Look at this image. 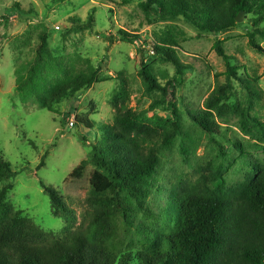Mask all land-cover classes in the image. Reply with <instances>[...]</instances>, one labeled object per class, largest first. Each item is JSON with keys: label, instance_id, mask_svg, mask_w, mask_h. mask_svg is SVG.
Masks as SVG:
<instances>
[{"label": "rangeland", "instance_id": "374dc122", "mask_svg": "<svg viewBox=\"0 0 264 264\" xmlns=\"http://www.w3.org/2000/svg\"><path fill=\"white\" fill-rule=\"evenodd\" d=\"M141 3L142 0H0V154L17 173L7 200L58 237L67 228H79L90 209L88 199L93 196L91 178L95 166L87 164L80 174L74 175L90 156V150L78 138L79 132L88 138V144L98 143L103 128L112 124L117 115L114 102L120 110L143 113L144 130L157 145L161 135L174 132L173 124L178 120L169 103L150 109L161 96L145 91L139 75V47L121 41L120 30L140 36L142 50L149 51L146 64L163 84L175 77L176 68L160 60L154 53V44L163 40L176 42L180 59L192 67L172 100L178 107L182 131L170 147L160 150V165L149 183L150 191L144 194L149 196L146 202L151 209L164 205L171 194H229L238 187L249 186L264 170V144L243 133L238 111L226 107L222 111L211 110L213 120L225 130L226 138L216 136L224 154L193 125L188 115L206 110L207 101L226 84V64L213 48L219 38L225 41L224 47L235 58L233 64L240 67V73L247 69L257 79L262 98L251 114L264 123V55L249 45L248 33L255 28L251 17L244 14L236 30L217 36L199 33L184 18L150 22ZM44 34L48 35L50 63L31 89L21 90ZM257 42L264 46L263 39L258 38ZM91 66L100 67L98 82L78 100L54 106L56 113L39 104L37 98L68 72L88 70ZM234 86L235 97L227 104L244 108L247 92L237 81ZM85 118L93 122V129L79 121ZM72 119L74 128L69 126ZM240 146L250 156H241ZM46 152V165L37 171ZM41 181L58 189L64 205L74 213L73 220L54 216ZM131 202L137 213L135 222L141 225L145 218L140 201ZM150 220L145 221L148 229L144 228L142 235L135 233L129 239L134 248L143 250L142 239L160 230L163 222Z\"/></svg>", "mask_w": 264, "mask_h": 264}, {"label": "trees", "instance_id": "16d2710c", "mask_svg": "<svg viewBox=\"0 0 264 264\" xmlns=\"http://www.w3.org/2000/svg\"><path fill=\"white\" fill-rule=\"evenodd\" d=\"M141 7L150 22L184 18L199 33L217 36L236 30L240 26L236 18L243 12L247 18L251 17L255 27L248 33L249 45L264 55V46L257 42L258 38L264 40V26L261 27L264 0H142ZM119 36L121 41L139 47L142 56L139 75L145 91L161 96L150 109L169 103L178 119L173 124L174 132L161 135L157 145L144 130L143 113L120 110L117 102H114L117 115L112 124L103 128L98 143L88 144V138L79 132L78 138L90 150V156L74 175L80 174L87 164L95 166L91 178L93 196L88 199L90 209L79 228H67L62 237L48 233L8 202L17 173L0 154V264H264V170L249 186L238 187L220 197L180 193L169 195L168 202L157 210L147 204L149 196L144 194L150 191L149 183L160 165V150L170 147L182 131L178 107L172 100L192 67L180 59L176 42L163 40L154 44V53L160 60L176 68L175 77L163 84L146 64L149 51L142 50L140 36L126 30H120ZM41 41L21 90L31 89L50 63L48 35H42ZM224 44L217 38L213 48L226 64V84L207 101L206 110L188 113L193 125L219 146L221 154L225 150L216 136L226 138L225 130L213 120L211 110L222 111L226 107L238 111L243 133L264 144V123L251 114L262 98L257 79L247 69L240 73ZM99 72L100 67L95 66L68 72L37 100L44 109L56 113L54 106L78 100L90 90L98 82ZM235 81L247 92L244 108H231L227 104L235 97ZM79 121L93 129L91 120ZM238 148L241 156H250L243 147ZM48 156L46 152L37 171L46 165ZM40 184L50 198L54 216L73 220L74 213L64 205L58 189L42 181ZM130 199L140 201L145 218L141 225L135 222L137 213ZM148 220L163 224L158 232L142 239L143 250L134 248L128 241L135 233L142 235L148 229L144 224Z\"/></svg>", "mask_w": 264, "mask_h": 264}, {"label": "water", "instance_id": "95a60500", "mask_svg": "<svg viewBox=\"0 0 264 264\" xmlns=\"http://www.w3.org/2000/svg\"><path fill=\"white\" fill-rule=\"evenodd\" d=\"M243 19H244V13L241 12V13L237 16L236 20H237L238 23H242Z\"/></svg>", "mask_w": 264, "mask_h": 264}, {"label": "built area", "instance_id": "2783aa9c", "mask_svg": "<svg viewBox=\"0 0 264 264\" xmlns=\"http://www.w3.org/2000/svg\"><path fill=\"white\" fill-rule=\"evenodd\" d=\"M69 126L71 128H74V126H75V120L74 119L70 120Z\"/></svg>", "mask_w": 264, "mask_h": 264}]
</instances>
